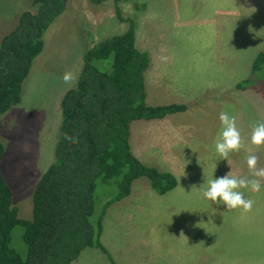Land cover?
I'll return each instance as SVG.
<instances>
[{
  "label": "rangeland",
  "instance_id": "obj_1",
  "mask_svg": "<svg viewBox=\"0 0 264 264\" xmlns=\"http://www.w3.org/2000/svg\"><path fill=\"white\" fill-rule=\"evenodd\" d=\"M0 1L1 13L4 11L10 13L15 8L10 0ZM71 2L72 0H67L62 12L42 33L43 48L32 61L29 73L22 83L21 100L16 106L10 108L9 111L13 110V112L8 111L9 114L7 112L6 116L3 115L2 136L4 141L1 142L4 144V157L1 160L0 171L11 191V207L17 210V217L23 220L32 218V194L35 189V176L42 165L39 164L41 150L44 145L48 151V146L53 143L55 133L51 135V132L55 124L57 102L62 92L71 84L63 81V75L66 72H72L74 66L78 65L79 58L88 48L109 36L125 32L129 27L128 23L117 19L114 0H103L99 4L88 1L86 7L78 2L75 5ZM214 4L213 0H128L120 1L118 4L121 17L133 23L134 34L141 25L144 34L139 35L140 45L146 41L145 38L147 41L150 39L152 42L158 41L162 44L169 42L173 45V50L177 52V55L188 53L202 55L201 51H209L210 47L203 43L205 40L215 42L213 25L222 22L231 21L230 23L233 24L244 25L247 21L250 24H257L253 26L257 30L260 24L263 32L262 37L251 44L236 39V43L231 46V49L235 47L236 57L230 56V60L234 62L230 65L234 66L236 77L241 72L237 78L245 77L246 80L240 83L246 84L251 90V94H247L246 98L250 97L252 102H244L240 105L236 102L235 104L233 92L228 96L225 89L219 88L213 96V102L218 104L215 111H209V109L201 111L199 108L196 113V120L205 119L203 125L200 126L205 131L207 127L209 130L211 141L202 155H204L203 158L210 160H196L199 158H195L190 161L176 160L177 163H173L172 160L145 161L146 165H156L158 170L173 174L178 181V188L158 198L160 202L155 206L150 204V221L146 220L144 224L140 222L147 211L142 212L141 208L132 204L134 208L128 206L123 211L127 213L126 215L131 214V217L127 216L119 224V221L111 216L109 224L112 226L117 224L118 233L127 237L130 243L142 240L140 235L137 236L140 237L139 240H134L137 233H143L136 232L138 225L144 229L150 226V250L163 253L177 249V252L182 250L184 255L188 251L191 258L187 260V264H192L193 261L195 264H264V254L257 253L258 251L264 252V223H260L259 220V216H262L260 209L252 207L251 211L244 212L242 209H227L222 203L219 207L213 205L210 200L203 198L200 192V181L205 185L209 176L202 179L195 176L201 174L196 165L217 167L220 162L226 165L227 161L236 162L251 155L254 147L250 144L252 126L257 122H264V66L254 73L250 71L255 56L264 51V14L259 16L251 11L246 17L243 13H238L234 17L219 20L213 15ZM262 11L264 12V9ZM37 13L38 7L32 14ZM242 35L243 33L239 34L240 37ZM222 39L224 40L223 49L227 52L230 39L229 37H222ZM240 44H243L242 48ZM242 72H244L243 75ZM224 84H227L226 80ZM241 98L243 99L244 96ZM221 111H227L236 117V124L245 145L239 152L230 153L227 160H222L215 151V140L221 131L219 121ZM212 115L217 127L206 124L208 116ZM194 130H197L199 135L201 134L202 129L198 124L187 122L184 125V121H180L175 126L171 138L179 146L184 145L186 142H192L186 133ZM146 133L150 136V131L147 130ZM257 149L259 150L260 146H257ZM193 150L198 151L196 144L193 145ZM189 165L186 176L185 174L178 176L180 166L187 168ZM211 167H206L210 168L209 172L215 169ZM224 175H226L225 169L221 176ZM143 183L149 185L146 178L135 180L132 183L134 192L138 185ZM189 183L194 184L189 193H178L183 188L186 189ZM116 193L115 184H97L92 218L102 211L105 202L112 199ZM258 194L250 193L253 200H258ZM257 202L254 201V203ZM106 211L108 208L105 209ZM21 235L22 229L15 227L11 232L10 244L17 253L24 257L26 249ZM245 236L251 237L250 251L242 248ZM90 249L100 251L95 247L86 248L80 253H83V256L73 263H96L91 257ZM147 264H152L150 259Z\"/></svg>",
  "mask_w": 264,
  "mask_h": 264
},
{
  "label": "trees",
  "instance_id": "obj_2",
  "mask_svg": "<svg viewBox=\"0 0 264 264\" xmlns=\"http://www.w3.org/2000/svg\"><path fill=\"white\" fill-rule=\"evenodd\" d=\"M31 1L38 13H22L17 27L22 31L21 37L11 34L0 48V116L19 103L22 83L43 48L42 33L67 2ZM88 1L99 4L103 0ZM114 1L117 19L129 27L83 53L77 83L61 99L54 161L33 192L30 221L17 217L10 204V189L0 174V264H72L89 247L97 248L115 264L100 242L105 209L127 197L132 183L139 178H146L158 195L177 186L171 173L146 165L132 154L130 125L134 121L162 119L184 111L185 106L145 104L144 72L149 56L136 47L133 23L121 17L118 4L128 0ZM29 25L34 31L31 33L28 28L24 36ZM261 66L264 51L254 60L252 73L261 70ZM246 87L244 83L238 85L241 89ZM2 154L0 143V159ZM98 183L115 184L117 193L92 218ZM15 227L22 229L24 257L10 244ZM250 241L251 237L245 236L242 248L250 251Z\"/></svg>",
  "mask_w": 264,
  "mask_h": 264
},
{
  "label": "crops",
  "instance_id": "obj_3",
  "mask_svg": "<svg viewBox=\"0 0 264 264\" xmlns=\"http://www.w3.org/2000/svg\"><path fill=\"white\" fill-rule=\"evenodd\" d=\"M213 1L215 2V4L213 5V15L219 20H223L225 19V17H234L238 13H243V15L246 17V15H249L251 11H253L255 14H258L259 16L264 14V12L262 11V9H264V0H251V2L249 0ZM10 2L15 7L13 8V11H11L10 13H6V11L2 13L0 12V48L3 41L18 29L17 27L20 15L24 12L33 13L34 9L37 7L33 5L31 0H10ZM76 2L80 3L83 7H86L88 5V0H72L71 3L75 5ZM230 22L231 21H227L226 23L222 22L220 24L213 25V37L215 42L205 40L203 45L210 47V50L201 51L203 53L202 55H195L192 53L177 55V52L173 50L174 47L171 43L166 42L162 44L158 41L152 42L150 39L147 41V38H145L146 41L142 45H140L139 35L143 33L141 25L138 30L136 29V32L134 34L136 47L138 49H141L142 51L144 49L148 50L147 53L149 56V66L144 72V88L146 93L145 104L152 107L172 104L185 106L184 111L168 114L162 119H155L150 121L141 120L131 123L129 138L130 150L132 154L144 164L146 163L145 161L150 160H172L173 163H177L176 160L190 161V159L195 158H199L196 160H210L207 158H203L204 155H202L204 153V149L211 141V137L209 135L208 127L205 131L200 126L201 124L203 125L205 119L196 120L197 118H195L198 109L200 108L201 111L207 109H209V111H215V108L218 106V104L217 102H213V96H215L219 88L225 89L224 91L228 92V96H230L233 92L232 96H235V104L236 102L239 105L244 102H252L250 97L246 98L247 94H251V90L247 87L242 89L238 88V85L241 84L240 82L243 81L245 77L242 76V78H237L241 75V72L240 75L236 77L234 66L231 67L230 65L231 63H234L230 60V56L232 55V57H236L234 52L235 47L231 49V46L236 43V39H238L239 41L244 40L246 44L255 42L256 39H260L262 37L263 29L261 28V25L258 24L259 30H257L255 27H253L257 24H250L247 23V21L244 22V25L233 24ZM242 33L243 35L240 37L239 34L241 35ZM230 36L232 37L231 39ZM222 37H229L230 39L228 40L229 42L227 52L223 49L224 40L222 39ZM242 47L243 44H240V48ZM255 59L256 58H254V60ZM254 60L252 61V67L250 70L251 72ZM81 66L82 56L81 58H79L78 65L74 66V68L72 69V73L75 77L74 81L59 96L55 112V124L51 132V135L55 133V137L52 145L50 143V145L48 146V151L45 149L44 145L42 147L39 163L42 165L41 169L38 168V173L35 176V188L48 167L54 161V150L57 143V132L62 117L60 107L61 99L68 90L75 87L79 72L81 70ZM243 73L244 72H242V75ZM225 80L227 81V84H224ZM242 96H244L243 99L241 98ZM258 98H260L259 95ZM234 102L232 101L233 105H235ZM229 103L230 101L228 102V104ZM9 112H13V110ZM9 112L7 114H9ZM6 113H4L3 115L6 116ZM3 115L0 116V143L2 147L4 145L3 142H1L4 141V138L2 136V132L4 130V127L2 125V120L4 118ZM180 121H184V125L187 122L194 125L198 124L202 131L200 135L198 134L197 130H194L193 132H187L186 134L190 137L189 139L192 142H186L184 145L179 146L177 142L173 141L171 136L174 134L175 126ZM206 121V124H208V126L212 125V127H217V124L213 122V115L208 116V119ZM147 130L150 131V136H147ZM194 144L198 146V151L193 150ZM256 148L257 146L254 145L251 153L258 157L257 168H264V146L261 145L259 150H256ZM3 154L0 159V168L1 160L4 157ZM152 166L157 167L156 165ZM196 166L199 167L197 169H199L200 171L198 172L201 173L195 175L198 177V179H202L205 176H209V179H211L212 177H223L221 175L224 169L225 174L231 171L233 175H236L238 177L248 176L249 178H253L247 167L246 157H243V159H239L236 162L227 161L226 165L224 162H220L217 167L215 165L211 167V165L203 164ZM209 166L215 169L209 172L208 169L210 168H206ZM189 168L190 165L187 168L186 166L185 168L183 166H180L178 176L180 174H185L186 176V171H188ZM2 178L4 179L3 176ZM260 182L261 190L259 192H252L248 189H241V191L245 193L246 199L251 200H253L254 198H252L253 196L250 195V193H259L258 200H253L258 201L257 203L253 204V207L260 209V215L262 216H259V220L260 223H264V179H261ZM200 185V192H202L206 187V181L205 185L200 181ZM7 186L9 187L8 184ZM178 186L179 185L177 181V186L173 190H176ZM192 187H194V184L192 185L191 183H189L186 189L183 188L182 191L178 193H189ZM247 193L249 194L247 195ZM160 197H163V195H157L147 183L138 185L136 192H134L132 185L130 193L126 199L114 202L107 207L108 211L103 213L100 241L115 264H147V262H149V259L150 263L152 264H187V260H190L191 255H189L190 253L188 251L184 255L182 250H179L177 252V249L175 251H172L171 249L163 253L152 251L153 249L150 250V226L148 229H144L138 225L136 232L143 233H137L134 240H139L140 237H137L139 235L141 236L142 240L141 242L130 243L127 237L118 233L117 224L115 226L109 224V217L111 216L115 217V220L119 221V224L127 216L131 217V214L126 215L127 213H124L123 211L128 206L134 208L132 204L136 205L137 208H141L140 211L142 212H144L145 210L147 211V213L142 216L140 222L144 224L146 220L150 221V204L155 206L158 202H160V200L158 199ZM210 202L218 207L219 205H221L220 203H216L211 200ZM145 231L148 232L144 233ZM216 247L218 248V244H216ZM90 253H92L91 257L93 258V261L96 262L91 264H111L108 258H106V255H104L100 251L90 249ZM81 256H83V253L80 254V256H78V258L73 262L79 260ZM153 256L154 259H152ZM73 262L72 264H75ZM192 264H195V262L193 261Z\"/></svg>",
  "mask_w": 264,
  "mask_h": 264
},
{
  "label": "clouds",
  "instance_id": "obj_4",
  "mask_svg": "<svg viewBox=\"0 0 264 264\" xmlns=\"http://www.w3.org/2000/svg\"><path fill=\"white\" fill-rule=\"evenodd\" d=\"M62 79L66 84H70L75 77L72 72H66ZM219 121L221 131L215 140V151L222 160H227L230 153L239 152L245 145L234 115H230L227 111H221ZM250 142L255 146L264 145V122H257L252 126ZM246 163L253 178L238 177L231 171L223 177H212L206 181V187L202 191L203 198L222 203L227 209L251 211L254 201L246 199L241 189L259 192L261 190L260 181L264 179V168H257L258 157L254 154L246 157Z\"/></svg>",
  "mask_w": 264,
  "mask_h": 264
},
{
  "label": "water",
  "instance_id": "obj_5",
  "mask_svg": "<svg viewBox=\"0 0 264 264\" xmlns=\"http://www.w3.org/2000/svg\"><path fill=\"white\" fill-rule=\"evenodd\" d=\"M28 28H30L31 33H33L34 29L32 28L31 25H29V26L24 30V36L26 35V32H27ZM15 34H17L19 37H21V34H22L21 29H17V30L13 33L12 36H14Z\"/></svg>",
  "mask_w": 264,
  "mask_h": 264
}]
</instances>
